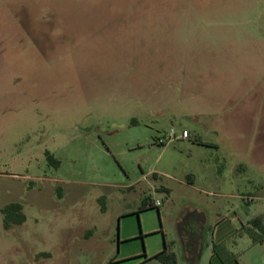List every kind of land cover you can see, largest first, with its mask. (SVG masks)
<instances>
[{"label":"rangeland","instance_id":"obj_1","mask_svg":"<svg viewBox=\"0 0 264 264\" xmlns=\"http://www.w3.org/2000/svg\"><path fill=\"white\" fill-rule=\"evenodd\" d=\"M255 217L264 0H0V264H264Z\"/></svg>","mask_w":264,"mask_h":264},{"label":"trees","instance_id":"obj_2","mask_svg":"<svg viewBox=\"0 0 264 264\" xmlns=\"http://www.w3.org/2000/svg\"><path fill=\"white\" fill-rule=\"evenodd\" d=\"M146 206L157 207V209H159L158 206L151 205L148 199L145 197L143 199V208H145ZM103 209H105V207H103ZM1 211L3 214V221L6 229L10 228L13 224H22L27 219V216L23 211V204L20 202H10L4 205L1 208ZM248 223L251 225L247 226L248 231L252 229L251 227L261 228L264 231V223L262 217H255L251 219ZM253 237L255 241L261 240L254 235ZM151 258L160 261L162 264H178L176 252L173 251L166 242L164 249L153 255Z\"/></svg>","mask_w":264,"mask_h":264},{"label":"crops","instance_id":"obj_3","mask_svg":"<svg viewBox=\"0 0 264 264\" xmlns=\"http://www.w3.org/2000/svg\"><path fill=\"white\" fill-rule=\"evenodd\" d=\"M191 184H193V182H190ZM155 188H156V190H159V189H162V190H164V191H166L168 194H170V189H169V187H167V186H164L163 184L162 185H160L159 187H156L155 186ZM147 198L148 199V201H149V203L150 204H153L156 200H159V199H155V198H153V197H151V195H145L144 196V198ZM162 205V204H161ZM148 208H154V207H149V206H146L145 207V209H148ZM144 209V208H143ZM144 209V210H145ZM23 211L25 212V210H24V205H23ZM161 211V209H160V207H159V209H158V212H160ZM26 214V213H25ZM27 216V215H26ZM27 220V219H26ZM235 219L233 218L232 219V224H233V221H234ZM23 224V223H22ZM19 225H21V224H19ZM199 224H194V227H196V226H198ZM249 225V223H247V226ZM16 226V225H15ZM245 227V223L243 224V226H242V228H244ZM169 245V247L173 250V251H175L174 249H173V247H172V245H170V244H168ZM164 249V248H163ZM162 249V250H163ZM152 259V258H151Z\"/></svg>","mask_w":264,"mask_h":264},{"label":"built area","instance_id":"obj_4","mask_svg":"<svg viewBox=\"0 0 264 264\" xmlns=\"http://www.w3.org/2000/svg\"><path fill=\"white\" fill-rule=\"evenodd\" d=\"M174 133V131H172V134ZM188 134H189V132L187 131V130H184L183 131V136L184 137H187L188 136ZM162 204V202L160 201V200H156L153 204H151V205H153V206H160ZM150 206V205H149Z\"/></svg>","mask_w":264,"mask_h":264}]
</instances>
